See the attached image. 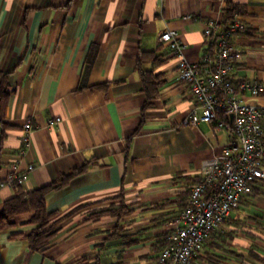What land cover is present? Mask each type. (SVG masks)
<instances>
[{"label":"crops","instance_id":"1","mask_svg":"<svg viewBox=\"0 0 264 264\" xmlns=\"http://www.w3.org/2000/svg\"><path fill=\"white\" fill-rule=\"evenodd\" d=\"M230 1L242 23L232 39L241 51L232 78L264 85V0ZM225 4L0 0V177L20 153L28 119L33 130L19 170L34 168L23 187L74 173L44 198L61 230L40 251L22 236L26 227L0 231V264L156 263L203 162L221 155L232 137V129L210 122L183 123L196 103L160 36L176 29L186 58L199 61L208 50L206 22L224 25ZM240 95L264 108V89ZM15 187L0 190V209ZM120 203L115 213L90 216ZM194 264H264V178Z\"/></svg>","mask_w":264,"mask_h":264},{"label":"built area","instance_id":"2","mask_svg":"<svg viewBox=\"0 0 264 264\" xmlns=\"http://www.w3.org/2000/svg\"><path fill=\"white\" fill-rule=\"evenodd\" d=\"M240 28L238 19L225 26L209 19L204 28L208 50L196 62L186 58L185 43L176 29L168 28L160 36L178 58L179 78L189 85L196 103L183 123L195 126L201 121L210 122L216 130L232 129V137L221 155L203 162L199 179L191 187L186 206L175 217L174 230L167 236L155 264H194L206 240L264 178V108L240 95L248 90L256 97L264 85L257 79L236 84L232 78L241 55L232 39ZM60 121L57 116L47 126ZM32 130L28 119L24 123L23 146L11 169L0 177V190L23 186L28 181L33 164L28 163L22 171L19 163L30 144Z\"/></svg>","mask_w":264,"mask_h":264},{"label":"trees","instance_id":"3","mask_svg":"<svg viewBox=\"0 0 264 264\" xmlns=\"http://www.w3.org/2000/svg\"><path fill=\"white\" fill-rule=\"evenodd\" d=\"M224 8V20L223 24L229 25L235 20V11L237 10L230 0H226ZM241 28L239 29V31ZM88 63L91 62V58L87 59ZM4 87H2L3 90ZM0 90L1 94L4 95ZM149 97L153 96L152 92H148ZM263 123V122H262ZM74 173H70L68 176H62L60 180L52 183L51 185L27 190L23 186L15 187L12 197L4 201L3 207L0 209V231L12 229L14 227H26V233L22 234L29 243L31 250L40 251L43 250L50 240L61 230L60 226L52 223L53 213L48 212L46 208L45 195L52 189L59 188L67 181ZM190 196V195H189ZM189 200V199H188ZM188 202V201H187ZM119 207H123L120 203L116 208L104 209L92 213V218L102 216L107 212L115 213ZM29 214V217L24 221L19 222L20 216Z\"/></svg>","mask_w":264,"mask_h":264},{"label":"rangeland","instance_id":"4","mask_svg":"<svg viewBox=\"0 0 264 264\" xmlns=\"http://www.w3.org/2000/svg\"><path fill=\"white\" fill-rule=\"evenodd\" d=\"M0 206H1V204H0Z\"/></svg>","mask_w":264,"mask_h":264}]
</instances>
